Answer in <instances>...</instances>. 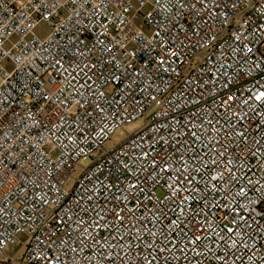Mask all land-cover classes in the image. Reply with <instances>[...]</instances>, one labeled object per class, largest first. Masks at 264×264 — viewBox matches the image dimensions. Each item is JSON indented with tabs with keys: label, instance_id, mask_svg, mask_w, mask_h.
I'll list each match as a JSON object with an SVG mask.
<instances>
[{
	"label": "built area",
	"instance_id": "1",
	"mask_svg": "<svg viewBox=\"0 0 264 264\" xmlns=\"http://www.w3.org/2000/svg\"><path fill=\"white\" fill-rule=\"evenodd\" d=\"M0 264H264V0H0Z\"/></svg>",
	"mask_w": 264,
	"mask_h": 264
},
{
	"label": "rangeland",
	"instance_id": "2",
	"mask_svg": "<svg viewBox=\"0 0 264 264\" xmlns=\"http://www.w3.org/2000/svg\"><path fill=\"white\" fill-rule=\"evenodd\" d=\"M40 29H41V31H43L45 28H44L43 25H41ZM144 124H145V117L139 118L137 120H134V121H131V122H128V123H125L122 127H120L117 130H115L114 133L109 137V139L105 141V143L103 144V148L104 149L113 148L120 141H122L126 137V135L128 133H132V132L138 130ZM81 171H82V167L81 166H77L75 168V171L71 175V179H69V181L67 182V187L69 185H71L73 179L75 177H77L80 174ZM19 239L21 241H23V237H20ZM11 252H12V250H10V253Z\"/></svg>",
	"mask_w": 264,
	"mask_h": 264
}]
</instances>
